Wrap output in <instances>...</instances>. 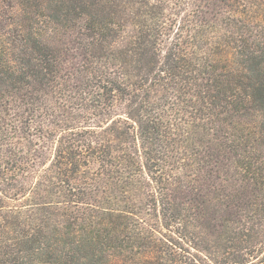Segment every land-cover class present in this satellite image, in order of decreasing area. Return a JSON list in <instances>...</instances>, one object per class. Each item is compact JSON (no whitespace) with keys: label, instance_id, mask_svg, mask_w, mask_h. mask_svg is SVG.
<instances>
[{"label":"trees","instance_id":"trees-1","mask_svg":"<svg viewBox=\"0 0 264 264\" xmlns=\"http://www.w3.org/2000/svg\"><path fill=\"white\" fill-rule=\"evenodd\" d=\"M0 264H264V0H0Z\"/></svg>","mask_w":264,"mask_h":264},{"label":"rangeland","instance_id":"rangeland-1","mask_svg":"<svg viewBox=\"0 0 264 264\" xmlns=\"http://www.w3.org/2000/svg\"><path fill=\"white\" fill-rule=\"evenodd\" d=\"M48 40V43L51 46L56 47L62 52V55L64 57H67L68 60H72V63L76 62L78 59L77 57H74L77 55V50H76V45H77V35H73L72 33L69 32H63V35L61 33H54L46 38ZM141 215H144L142 211L140 210ZM146 217V215H145ZM146 219H148L146 217Z\"/></svg>","mask_w":264,"mask_h":264}]
</instances>
